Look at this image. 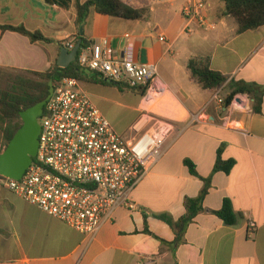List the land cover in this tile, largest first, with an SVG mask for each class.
Segmentation results:
<instances>
[{"label":"crops","instance_id":"crops-1","mask_svg":"<svg viewBox=\"0 0 264 264\" xmlns=\"http://www.w3.org/2000/svg\"><path fill=\"white\" fill-rule=\"evenodd\" d=\"M123 1L147 9L146 18L132 21L92 12L83 38L107 39L118 58L132 45L138 64L157 67L165 89L158 99L164 98L170 108L154 110L156 102L148 104L140 92L100 82H82V87L106 118L107 112L115 113L114 106L133 112L123 130L130 134L122 135L130 136L147 114L173 121L176 132L165 144L161 161L132 193L136 209H118L114 222L103 225L94 238L49 217L0 184V264H264V99L262 114L253 112L248 95L236 96L229 108L214 100L218 91L225 99L240 82L264 87V26L239 34L222 1L204 0L217 28L184 34L186 0ZM74 3L64 9L46 0H0L1 25H23L52 40L32 43L21 34L0 30V70L45 72L57 64L62 48L71 52L67 45L79 42ZM193 57H209L212 69L228 78L226 84L216 91L203 90L188 69ZM246 99V108L237 105ZM220 148L225 161L235 162L234 168L230 174L213 175L205 211L179 244L173 229L158 216L179 220L186 214V200L198 197L204 182L184 161L191 160L198 174L209 178ZM225 199L238 217L234 226L212 213ZM251 221L254 230L248 228Z\"/></svg>","mask_w":264,"mask_h":264},{"label":"built area","instance_id":"built-area-1","mask_svg":"<svg viewBox=\"0 0 264 264\" xmlns=\"http://www.w3.org/2000/svg\"><path fill=\"white\" fill-rule=\"evenodd\" d=\"M182 16L184 34L217 28L204 0H186ZM160 41L165 42V37ZM67 47L73 50L75 45ZM76 61L80 69L107 83L145 89L148 104L165 91L157 67L138 64L132 45L118 58L109 41L102 39L81 48ZM214 100L224 105L220 91ZM248 102L240 100L237 105L246 108ZM39 121V149L33 163L20 180L2 176L0 184L88 238L113 223L118 209H136L132 193L161 161L165 144L176 132L173 121L147 114L130 136L118 133L76 78H65L55 86ZM146 125L151 129L145 131ZM248 228L254 230L256 224L251 221Z\"/></svg>","mask_w":264,"mask_h":264},{"label":"trees","instance_id":"trees-1","mask_svg":"<svg viewBox=\"0 0 264 264\" xmlns=\"http://www.w3.org/2000/svg\"><path fill=\"white\" fill-rule=\"evenodd\" d=\"M225 4V15L233 18L238 25V33L243 34L247 31L256 30L264 26V0H220ZM49 5H56L62 8H69L72 0H46ZM74 8L77 13V25L79 28V41L82 40V49L94 43L83 38V30L92 12L114 17L123 20L138 21L146 18L147 9H138L126 4L123 0H88L82 2L75 0ZM3 32H15L28 37L32 43L45 42L52 43V40L44 37L40 32H32L25 26L1 25ZM188 69L203 90L216 91L221 89L228 78L211 67L209 57H193L188 62ZM33 78L23 75H6L8 79L5 88L0 87V154L8 146L16 132L22 127L21 112L33 107L37 103L46 100L49 96L50 83L57 86L65 78H76L81 82L95 83L100 82L104 85L116 86L120 90H133L145 96L146 90L131 89L126 84H111L103 81L97 75L87 73L79 68L77 61L68 68H60L57 64L53 65L45 72H32ZM238 95H248L253 100V112L262 114L264 99V87L253 83L240 82L234 85L231 93L225 98L224 106L229 108ZM45 112V109H44ZM223 148L217 153L212 175L209 178L201 177L196 169V165L189 159L184 161L189 172L204 182V187L196 198L186 200V214L179 220H174L169 215L163 214L158 218L167 223L176 235V242H184L188 227L195 221L196 217L205 211L204 200L212 186V177L218 172L230 174L235 162L225 161L222 157ZM2 176L0 175V178ZM219 217L226 225L234 226L237 224V215L229 199H225L219 211L212 212ZM147 217L145 216V223ZM146 232L150 231L146 224Z\"/></svg>","mask_w":264,"mask_h":264},{"label":"water","instance_id":"water-1","mask_svg":"<svg viewBox=\"0 0 264 264\" xmlns=\"http://www.w3.org/2000/svg\"><path fill=\"white\" fill-rule=\"evenodd\" d=\"M81 48L82 40L78 42L71 52L66 48H62L57 65L63 69L68 68L76 62ZM54 89V83L51 82L47 99L21 112L20 116L23 125L0 154L1 176L20 180L33 163L39 149V137L41 133L39 120L43 116L46 104L52 97Z\"/></svg>","mask_w":264,"mask_h":264},{"label":"rangeland","instance_id":"rangeland-1","mask_svg":"<svg viewBox=\"0 0 264 264\" xmlns=\"http://www.w3.org/2000/svg\"><path fill=\"white\" fill-rule=\"evenodd\" d=\"M9 74L23 75L25 77H30V78L34 77L31 71L0 70V87L1 88H5L7 86L8 79L6 78L7 77L6 75H9ZM158 106H165V107L170 108V104L164 98L157 99L155 106L152 109L156 110L155 107H158ZM114 109H115V113L107 112L106 116L108 120L111 122L112 126H114L116 131H118L121 134L129 135L130 133H125L127 130L125 132H123V130L127 128L126 126L127 123H129L133 119V115H134L133 112L131 110H127L125 107H120V106H114ZM114 109H112V111Z\"/></svg>","mask_w":264,"mask_h":264}]
</instances>
